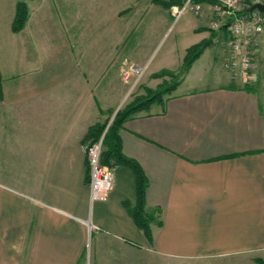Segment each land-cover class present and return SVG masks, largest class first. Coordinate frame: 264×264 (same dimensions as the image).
Returning <instances> with one entry per match:
<instances>
[{
    "label": "crops",
    "instance_id": "obj_1",
    "mask_svg": "<svg viewBox=\"0 0 264 264\" xmlns=\"http://www.w3.org/2000/svg\"><path fill=\"white\" fill-rule=\"evenodd\" d=\"M13 13L11 24L16 7ZM204 25L200 19L193 26L195 43L210 37ZM75 26L49 32L34 63H20L19 48L5 50L16 57L10 63L0 61V264H136L139 253L155 249L173 259L264 258L258 77L231 67L230 51L221 50L214 62L223 64L206 75L198 70L207 61L204 50L171 94L124 122L123 150L149 179L147 209H160L162 224L152 222L150 241L129 211L136 203L130 167L117 165L108 199L91 202L85 136L106 117V50L99 44L107 32ZM90 40L101 47L92 51L94 63ZM122 40L118 33L114 47ZM186 48L167 68L180 70ZM146 75L153 87L152 72Z\"/></svg>",
    "mask_w": 264,
    "mask_h": 264
},
{
    "label": "rangeland",
    "instance_id": "obj_2",
    "mask_svg": "<svg viewBox=\"0 0 264 264\" xmlns=\"http://www.w3.org/2000/svg\"><path fill=\"white\" fill-rule=\"evenodd\" d=\"M18 1L0 0V61L3 64L4 60L10 63L9 59L16 58L9 56L10 54L5 50L16 48L22 51V55L19 56L20 63L24 61L26 63L36 62L37 47L43 48L46 41L50 42L49 32L59 35L66 32L67 29L77 27L75 26L77 21L85 23L86 26L90 25V30L92 27L105 26L106 37L99 45L106 50L104 56L107 64L106 80L104 81L106 94L103 104L106 108L105 119L109 118L108 126L120 109L124 108L136 96L145 94L148 87L156 89L164 82L173 80L169 75L159 76L156 74L169 69L168 66H176L182 58L185 47L196 44L198 35L193 30V26L200 19L205 24L201 31L211 30L209 36L216 40L204 47L203 51L205 50V55H208L206 56L207 61L199 65L198 70L208 75V70L212 68L211 65H222L223 59L218 58L217 62H214L215 56H218L220 50L222 52L230 51V59L233 54L229 42V30L223 26L220 28L213 26L215 21L224 22L231 18L229 13H223V16L218 14L215 0H194L202 3L201 12L196 13L188 10L176 21L172 7L182 5L187 0H24L28 7L27 21L24 27L15 33L12 31L10 19ZM170 1L171 5L164 4L165 2L170 3ZM150 3L152 6L149 8L147 5ZM146 10L150 12H148L149 16L143 18ZM134 21H138L136 25H134ZM130 27L134 31L129 38ZM118 33H121L123 37L119 49L118 46L114 47L117 42L115 36ZM124 37L126 38L124 39ZM209 38L198 43H204ZM60 43V40L54 41V46L59 47ZM89 45L90 61L94 63L98 56L92 51L101 47L95 40H90ZM247 45L254 55V66L247 72L251 75V79L258 77L264 87V35ZM115 48L116 55L113 56L111 55L112 49ZM145 53H151L147 63L142 61ZM3 54L5 55L3 56ZM109 59L111 62L108 61ZM114 59L116 61L113 62ZM109 66L115 71L109 70ZM198 70L196 71L198 72ZM149 72L153 74L150 83L153 87L147 85L149 83L145 78ZM253 80H251L252 83H254ZM257 87L255 86V89ZM90 142H92L90 139L86 140L85 145ZM155 215L158 218L159 215ZM252 255L254 254L251 253ZM137 256L138 263L136 264H258L256 258H261L254 255L255 258L228 256L212 259H173L164 257L156 249L152 254L148 253V256L141 253Z\"/></svg>",
    "mask_w": 264,
    "mask_h": 264
},
{
    "label": "trees",
    "instance_id": "obj_3",
    "mask_svg": "<svg viewBox=\"0 0 264 264\" xmlns=\"http://www.w3.org/2000/svg\"><path fill=\"white\" fill-rule=\"evenodd\" d=\"M163 1V0H162ZM201 1V0H198ZM166 6L171 5L165 2ZM28 17V7L24 0H19L16 6V13L12 22V30L19 32L25 25ZM225 26H223L224 28ZM205 46L203 43H196L189 46L186 50V54L183 59L182 66L178 72L165 69L161 71L159 76L169 75L172 77V81L164 82L159 85L156 89H146L145 94L136 96L130 101L124 108L120 109L115 115L113 121L109 123V118L103 122H98L92 125L85 136L86 140L96 141L103 137V151L101 161L103 164L111 166L125 165L130 167L135 174L136 181V203L134 206L129 207V211L137 223V225L144 231L146 237L151 241L153 240V233L151 224L157 221L159 225L162 221L155 215L160 209L149 211L147 209V187L149 179L146 176L142 166L137 160L129 157L123 150V140L121 137V128L124 122L130 117L136 115L138 112L149 108V106L156 101L162 102L166 95L171 94L179 84L181 78L190 69L193 62L201 55ZM1 79V76H0ZM108 126V128H107ZM87 171L90 175V167L87 162ZM258 264H264V259L256 258Z\"/></svg>",
    "mask_w": 264,
    "mask_h": 264
},
{
    "label": "built area",
    "instance_id": "obj_4",
    "mask_svg": "<svg viewBox=\"0 0 264 264\" xmlns=\"http://www.w3.org/2000/svg\"><path fill=\"white\" fill-rule=\"evenodd\" d=\"M218 14L229 13L228 21L213 23L214 27L226 26L229 30V42L233 54L229 65L248 71L254 66V55L247 44L264 35V12L259 8L252 11L247 9L255 3H264V0H215ZM199 13L202 3L187 0L182 5L172 7L175 21L186 11ZM241 54V56H239ZM103 137L86 144L87 162L90 167V198L107 200L115 185V166L103 164Z\"/></svg>",
    "mask_w": 264,
    "mask_h": 264
},
{
    "label": "water",
    "instance_id": "obj_5",
    "mask_svg": "<svg viewBox=\"0 0 264 264\" xmlns=\"http://www.w3.org/2000/svg\"><path fill=\"white\" fill-rule=\"evenodd\" d=\"M255 8H259L261 11L264 12V3H255L253 4L251 7H249L247 10L248 11H252L254 10ZM213 39L212 38H209L208 40H206L204 43H203V46H206L207 44H209L210 42H212Z\"/></svg>",
    "mask_w": 264,
    "mask_h": 264
}]
</instances>
